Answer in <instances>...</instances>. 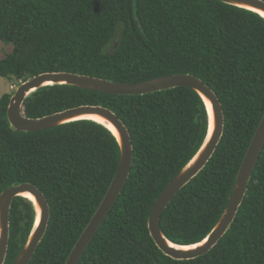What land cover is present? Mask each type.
I'll use <instances>...</instances> for the list:
<instances>
[{
	"label": "trees",
	"instance_id": "obj_1",
	"mask_svg": "<svg viewBox=\"0 0 264 264\" xmlns=\"http://www.w3.org/2000/svg\"><path fill=\"white\" fill-rule=\"evenodd\" d=\"M97 1L0 0V41L12 45L0 59V78L17 85L42 72L68 71L138 82L191 73L207 83L222 105V137L160 217L167 239L197 243L220 218L264 112V18L218 0H101L95 11ZM11 94L0 97V192L21 182L43 191L50 216L28 264H64L116 172L119 144L87 119L15 132L6 118ZM82 104L108 107L122 119L133 161L78 264H264V147L225 234L206 254L176 260L156 246L148 215L205 138L201 96L185 86L117 95L53 85L31 93L22 113L36 118ZM35 219L33 202L14 197L4 264H12Z\"/></svg>",
	"mask_w": 264,
	"mask_h": 264
},
{
	"label": "water",
	"instance_id": "obj_2",
	"mask_svg": "<svg viewBox=\"0 0 264 264\" xmlns=\"http://www.w3.org/2000/svg\"><path fill=\"white\" fill-rule=\"evenodd\" d=\"M100 1L101 0L97 1L94 9L95 11L99 9ZM218 1L249 10L264 18L263 14L254 10L257 9L264 12V0ZM116 44L117 42L114 43V49ZM53 85H68L117 95H141L179 86H185L195 90L201 96L207 111L208 123L205 138L193 157L169 180L164 189L156 197L149 211L148 228L156 246L165 255L176 260L193 259L202 256L217 244L235 219L238 208L246 194L248 183L255 169L257 160L264 147V112L238 168L220 218L201 241L194 244H178L165 237L160 227V217L178 191L204 168L222 137L224 130L222 105L214 90L201 78L191 73L168 74L138 82H123L68 71H49L36 74L21 81L12 92L6 110L7 122L15 132H38L74 120L87 119L95 121L109 129L116 137L119 144V161L116 172L98 207L76 240L64 264L79 263L99 226L120 195L130 173L133 161V145L130 132L122 119L114 111L102 105L82 104L36 118L25 116L22 113L24 100L39 88ZM205 98L208 99L211 104L213 120L211 134H209L210 112ZM89 114L104 118L106 122L115 127L118 135H116L106 123L83 117ZM25 192L32 194L34 200L24 196L23 193ZM16 196L26 197L33 202L36 209V219L26 242L12 264H28L30 262L39 243L45 235L48 225L50 216L49 203L43 191L37 185L31 182H21L11 185L1 191L0 264H4L7 254L10 229V207L13 198ZM168 242H172L179 246H189V248H177L168 244Z\"/></svg>",
	"mask_w": 264,
	"mask_h": 264
},
{
	"label": "bare ground",
	"instance_id": "obj_3",
	"mask_svg": "<svg viewBox=\"0 0 264 264\" xmlns=\"http://www.w3.org/2000/svg\"><path fill=\"white\" fill-rule=\"evenodd\" d=\"M249 8H251V7H249ZM252 9H254V8H252ZM254 10H256V11H258V12H260L261 14L264 15V12H263V11H260V10H257V9H254ZM205 100H206V103H207V106H208V109H209V112H210V130H209L210 133H209V134H211V132H212V128H213V120H212V113H211V104H210V102H209L208 99L205 98ZM83 117L90 118V119H93V120H97V121H100V122L106 123V124L112 129V131H113L116 135H118V133H117L115 127H114L112 124L106 122L104 118H102V117H100V116H98V115H92V114L84 115ZM23 195L26 196V197H28V198H30L31 200H34L33 195L30 194V193H28V192L23 193ZM168 244H170V245H172V246H174V247H177V248H182V249L189 248V246H179V245L174 244V243H172V242H168Z\"/></svg>",
	"mask_w": 264,
	"mask_h": 264
},
{
	"label": "rangeland",
	"instance_id": "obj_4",
	"mask_svg": "<svg viewBox=\"0 0 264 264\" xmlns=\"http://www.w3.org/2000/svg\"><path fill=\"white\" fill-rule=\"evenodd\" d=\"M11 50V43L0 41V59L3 58L5 55L9 54ZM17 85L13 81H8L5 78H0V97L5 92H13Z\"/></svg>",
	"mask_w": 264,
	"mask_h": 264
}]
</instances>
